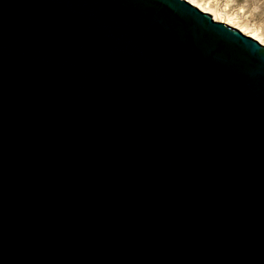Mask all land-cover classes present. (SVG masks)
I'll list each match as a JSON object with an SVG mask.
<instances>
[{"label":"water","instance_id":"95a60500","mask_svg":"<svg viewBox=\"0 0 264 264\" xmlns=\"http://www.w3.org/2000/svg\"><path fill=\"white\" fill-rule=\"evenodd\" d=\"M0 264H264V45L187 0H0Z\"/></svg>","mask_w":264,"mask_h":264},{"label":"rangeland","instance_id":"374dc122","mask_svg":"<svg viewBox=\"0 0 264 264\" xmlns=\"http://www.w3.org/2000/svg\"><path fill=\"white\" fill-rule=\"evenodd\" d=\"M217 18L255 33L264 42V0H195Z\"/></svg>","mask_w":264,"mask_h":264},{"label":"bare ground","instance_id":"6f19581e","mask_svg":"<svg viewBox=\"0 0 264 264\" xmlns=\"http://www.w3.org/2000/svg\"><path fill=\"white\" fill-rule=\"evenodd\" d=\"M188 2H190L191 4H193L194 6H196L197 8H199L201 11L209 13L212 17V19H214L215 21H219V22H223L231 27L237 28L239 29L242 33H244L247 36H250L254 39H256L257 41H259L261 44L264 45V42L261 41L260 36L258 37L255 33L252 32H248L246 30H244L243 28L238 27L237 25H235L231 20L227 19H221V18H217V16L212 13L210 10H207L205 7H203L201 4H198L195 0H187Z\"/></svg>","mask_w":264,"mask_h":264}]
</instances>
